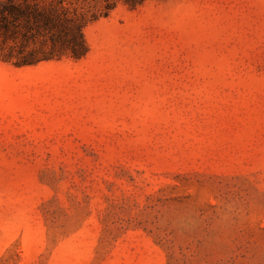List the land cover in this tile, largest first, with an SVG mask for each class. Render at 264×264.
<instances>
[{"label":"rangeland","instance_id":"rangeland-1","mask_svg":"<svg viewBox=\"0 0 264 264\" xmlns=\"http://www.w3.org/2000/svg\"><path fill=\"white\" fill-rule=\"evenodd\" d=\"M87 54L0 60V264H264V0H64Z\"/></svg>","mask_w":264,"mask_h":264},{"label":"trees","instance_id":"trees-1","mask_svg":"<svg viewBox=\"0 0 264 264\" xmlns=\"http://www.w3.org/2000/svg\"><path fill=\"white\" fill-rule=\"evenodd\" d=\"M83 26L84 14L64 0H0V60L24 67L81 59L88 51Z\"/></svg>","mask_w":264,"mask_h":264}]
</instances>
